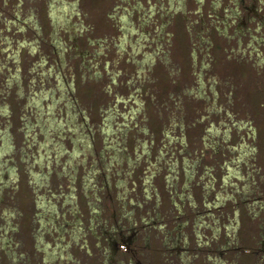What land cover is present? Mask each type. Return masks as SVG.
Segmentation results:
<instances>
[{"label":"rangeland","instance_id":"rangeland-1","mask_svg":"<svg viewBox=\"0 0 264 264\" xmlns=\"http://www.w3.org/2000/svg\"><path fill=\"white\" fill-rule=\"evenodd\" d=\"M0 264H264V0H0Z\"/></svg>","mask_w":264,"mask_h":264},{"label":"trees","instance_id":"trees-1","mask_svg":"<svg viewBox=\"0 0 264 264\" xmlns=\"http://www.w3.org/2000/svg\"><path fill=\"white\" fill-rule=\"evenodd\" d=\"M122 243H124V242H122Z\"/></svg>","mask_w":264,"mask_h":264}]
</instances>
